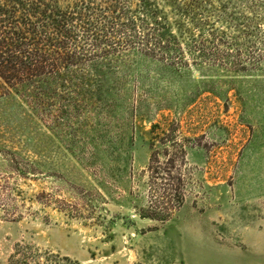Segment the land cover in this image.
Listing matches in <instances>:
<instances>
[{
  "label": "rangeland",
  "instance_id": "rangeland-1",
  "mask_svg": "<svg viewBox=\"0 0 264 264\" xmlns=\"http://www.w3.org/2000/svg\"><path fill=\"white\" fill-rule=\"evenodd\" d=\"M92 3L0 77V264H264V0Z\"/></svg>",
  "mask_w": 264,
  "mask_h": 264
},
{
  "label": "trees",
  "instance_id": "trees-1",
  "mask_svg": "<svg viewBox=\"0 0 264 264\" xmlns=\"http://www.w3.org/2000/svg\"><path fill=\"white\" fill-rule=\"evenodd\" d=\"M64 1L68 0H0V77L3 81L7 82V75L15 80L17 73L30 74L47 65L55 68L77 62L76 56L65 52L75 41L78 22L85 32L91 28L86 17L87 12H94L95 3L77 0L64 7ZM144 4L147 7L146 1ZM106 9L108 13L119 12L116 5Z\"/></svg>",
  "mask_w": 264,
  "mask_h": 264
}]
</instances>
